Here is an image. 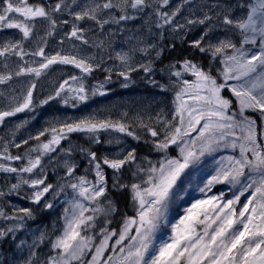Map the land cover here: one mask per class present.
<instances>
[{"label":"snow or ice","instance_id":"snow-or-ice-1","mask_svg":"<svg viewBox=\"0 0 264 264\" xmlns=\"http://www.w3.org/2000/svg\"><path fill=\"white\" fill-rule=\"evenodd\" d=\"M128 22H133L131 27ZM63 26L70 27L60 44L69 47L47 54L48 38ZM197 28L199 34L187 43L208 59V67L185 57L161 70L175 95L171 118L157 113L158 126L141 120L136 127L142 131L137 132L123 118L125 112L119 119L86 115L57 120L19 143L0 138V173L7 184L0 197L18 194L26 185L31 192L21 198L33 206L13 205L11 212L0 206V264H264V0H0V32L15 29L20 34L0 42V63L6 70L0 72V85L13 77L34 78L19 95L4 96L0 125L34 109L37 81L56 64L72 66L79 75L62 80L41 106L61 98L76 108L92 96L106 95L113 73L127 87L132 73L143 72L163 91L169 86L152 77L165 49V33L183 40ZM117 33L124 37L113 47ZM97 70L106 73L104 80L89 89L85 81ZM102 132L144 140L161 158L142 161L135 147L98 155L92 146L104 142ZM74 133L86 137L83 145L72 142ZM30 141L36 143L23 154L9 150ZM115 143L120 144L119 138ZM173 147L176 156L169 155ZM221 150L232 154L216 161L214 174L199 188L204 198L184 209L171 224L168 239L156 243L186 170ZM14 161L21 163L13 166ZM81 161L85 172L78 175ZM49 169L58 175L56 183L49 182ZM107 169L114 178L111 190L127 192L135 212L124 215L119 229L109 227L118 207L109 197ZM125 171L130 173L128 183L121 182ZM9 178L16 182L9 183ZM216 184L239 186V194L231 199L223 192L207 195ZM68 190L71 198L58 218L62 225L51 231L37 228L38 236L33 233L30 242L17 243V233L35 219L37 210H52ZM9 239L14 250L4 247Z\"/></svg>","mask_w":264,"mask_h":264},{"label":"rangeland","instance_id":"rangeland-1","mask_svg":"<svg viewBox=\"0 0 264 264\" xmlns=\"http://www.w3.org/2000/svg\"><path fill=\"white\" fill-rule=\"evenodd\" d=\"M67 18V17H64ZM133 22H128V27H131ZM87 26V25H85ZM70 26H63L57 30V33L52 37L48 38V42L46 45V53L49 55H54L57 51H61V49H67L69 47L68 43L63 45L60 44V40L63 37L64 31L68 30ZM114 28L116 26H113ZM14 32H17L14 34ZM199 34V28L190 31L183 40L179 38H173L171 35L165 33L164 39L161 41L163 45H165V49L169 43L174 44H188L187 41H191L197 37ZM18 30H4L0 32V42H3L5 38H19ZM42 35V33H41ZM124 34L117 33L113 38V47L122 44ZM79 43V42H75ZM164 49V50H165ZM178 49V46L174 48H170L169 52H171V57L175 58V55L172 54L175 50ZM93 53L97 50L92 49ZM199 53L198 51H195ZM26 60L35 59L37 61L40 60L39 57H26ZM13 60H18V58H13ZM2 61V58H0ZM113 62L109 61L107 66H111ZM171 63V61H169ZM173 63V62H172ZM168 64H164V67ZM35 66V65H33ZM155 67V66H154ZM163 67V68H164ZM12 68H15V64H12ZM163 68H155V74L152 77L155 79L158 84L168 85L169 87L165 90H161L157 85L150 83L146 78H144L143 72H136L131 74V80L127 82L128 86L123 87L122 85L125 83L122 77L116 76L111 80L110 83L105 85L107 89V94L100 96H92L87 103L80 104L78 107L73 108L69 105H66L62 102L61 98H57L55 100L50 101L43 106L40 105V101L46 99L48 95L54 94L55 89L59 87V83L62 80L67 79L69 75H79V70L73 68L69 65H52L49 70L45 74H43L37 81V88L34 90V103L35 107L31 112H23L18 113L14 117H9L6 119V122L3 125H0V138L7 137L9 140H14L15 143H19L21 140L28 139V137L35 136L40 130L45 127H48L52 122L57 120H66V119H78L86 115H97L101 118L108 117L109 115L113 119L122 118V113H127V117H123L126 122L132 123L137 132H141L142 130L136 125L139 124L141 120L145 123H150L153 126L156 125V115L157 113H163L167 118H171V112L173 111V99L175 92L172 90L170 85L169 76L161 71ZM6 71L3 67V63H0V72ZM101 71V70H99ZM115 75V73H113ZM188 79H194V77H186ZM30 79H34L33 77L21 76V77H13L12 81L8 82L6 85H0V93H3V96H0V110H2L7 104V100L4 96H7L9 93L19 95L21 89L28 83ZM172 79H175L174 77ZM98 81L94 79L93 76L87 77L85 83L86 86L91 89L94 85L97 84ZM26 91V88L24 89ZM17 124H21L22 126L16 130L15 126ZM15 132V136H12V132ZM147 136V133H143ZM103 143L97 146V149L100 152L101 156L104 154L115 153L119 148H132L138 146V141L133 140L131 137L124 136L120 133L115 132H102L100 133ZM119 138L120 144H116L115 140ZM44 139V138H42ZM86 139L83 134L74 133L72 134L71 140L73 143L84 144L81 140ZM148 139H152L148 136ZM109 140H112L113 143H107ZM145 142L144 140H140ZM36 141H30L29 145L24 146V148L17 149L15 147H10V152L14 155L23 154L28 147L34 145ZM0 144H2V140H0ZM150 144V143H148ZM151 145V144H150ZM87 146V145H85ZM65 147H67V143H65ZM171 152L177 155V150L175 147L171 149ZM138 156L143 161L145 157L150 160V155L146 154L144 151L138 152ZM231 151L221 150L211 155H206L202 157L200 162L191 166L186 173L184 174L182 180L180 181V185H183V191H179V186L176 190V195L173 197L171 205L167 210V220L161 226L159 231L156 233L155 240L156 243H160L161 241L167 240L171 235V224L176 223L179 220V217L184 214V209L191 206V204L197 200L204 198L203 194L199 192V188L204 186V183L207 181L210 175L214 174V170L216 167V161L221 156L231 155ZM79 159V157H78ZM160 160V159H159ZM21 162H12L13 166H18ZM49 182L56 183L58 179V175L53 173L52 169H49ZM107 175L111 181L114 179L112 171L107 169ZM85 172V162L81 161V167L78 171V175H82ZM59 175H63V172H59ZM4 174L0 173V191L7 192V184L3 181ZM89 179H94L92 174H89ZM14 178H9V183H15ZM31 190L28 189L26 185H23L19 190L18 194H10L5 195L4 197H0V206H3L6 211L11 212L12 206H23V207H33L27 199H22L21 197L30 194ZM221 192L225 194V199H231L233 194H239V186L232 187L231 185L226 184H216L213 185L211 192H208L207 195H219ZM241 197V203L237 205V208L242 206V202L245 200L246 196ZM71 198V190H68V195H61L56 206L47 212L48 215L53 219L51 222L44 224L40 220H29L27 222V226L24 230L17 233V243L19 239H28L31 241L32 234L35 233L37 236L39 235L36 232L37 228L44 229L47 228L51 231L54 227H60L62 225V221H59L58 218L63 212V208L65 207L64 201L66 199ZM51 199V197H49ZM180 206V207H178ZM178 207V209H176ZM39 211V210H37ZM135 216V215H134ZM173 217V218H172ZM170 220L168 223L167 221ZM3 222L0 221V225ZM98 231V229H97ZM114 241H110L112 243ZM5 249L14 250V245L11 244L10 239L9 242L4 245ZM41 249L45 252L48 251L47 248H44V245H41Z\"/></svg>","mask_w":264,"mask_h":264},{"label":"trees","instance_id":"trees-1","mask_svg":"<svg viewBox=\"0 0 264 264\" xmlns=\"http://www.w3.org/2000/svg\"><path fill=\"white\" fill-rule=\"evenodd\" d=\"M175 51L177 53L175 54L174 52H172V54L175 55L177 58L182 59V58L187 57V58L192 59V61L194 62H201L203 67L207 69L208 61L205 58H203L202 54L196 53L195 52L196 50L191 49L189 46H184V45L178 46V49H176ZM166 55H171V52L167 51ZM163 57L165 58V56ZM156 65L162 66L163 65L162 60L156 62L155 66ZM213 74H215V69H213ZM103 76L104 74H99L98 78H102ZM137 143H138V146L136 147L137 153L144 151L146 154L150 155L151 157L150 160L153 163L159 161L162 155L161 153H157L153 151L152 146L148 143H145L143 141H138ZM92 147L98 153V155H101L99 150L97 149V146H92ZM169 155L173 156L174 154L170 151ZM109 172H112V171H109ZM107 181H108V187L110 189L109 197L116 202L117 207H118V214H113V216L110 217L112 222L109 225V227L119 229L121 223L123 222L124 215L133 216L135 212L132 209L129 194L127 192L119 193L116 191H112L111 189H112L113 180L111 181V179L109 178V175H107ZM129 181H130V173L125 171L123 174V177L121 178V182L128 183ZM180 186L182 187L179 188V191H183V185H180ZM173 202L171 201L169 206L171 205V203L173 204L172 206H174ZM178 207H176V209H178ZM45 216L46 214L43 212H36V218H39L42 222H45V223L50 222V219H48V217L47 216L45 217ZM169 221L170 220H168L167 223Z\"/></svg>","mask_w":264,"mask_h":264},{"label":"flooded vegetation","instance_id":"flooded-vegetation-1","mask_svg":"<svg viewBox=\"0 0 264 264\" xmlns=\"http://www.w3.org/2000/svg\"><path fill=\"white\" fill-rule=\"evenodd\" d=\"M37 2H39V0H29V3H33L34 4V3H37ZM15 33H17V32H14V34Z\"/></svg>","mask_w":264,"mask_h":264}]
</instances>
